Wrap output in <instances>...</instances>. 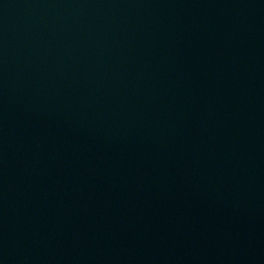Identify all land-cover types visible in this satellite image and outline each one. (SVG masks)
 <instances>
[{
	"label": "water",
	"instance_id": "water-1",
	"mask_svg": "<svg viewBox=\"0 0 264 264\" xmlns=\"http://www.w3.org/2000/svg\"><path fill=\"white\" fill-rule=\"evenodd\" d=\"M0 264H264V0H0Z\"/></svg>",
	"mask_w": 264,
	"mask_h": 264
}]
</instances>
